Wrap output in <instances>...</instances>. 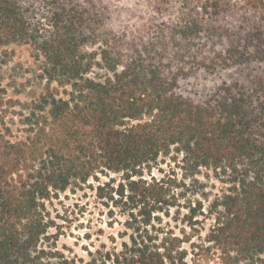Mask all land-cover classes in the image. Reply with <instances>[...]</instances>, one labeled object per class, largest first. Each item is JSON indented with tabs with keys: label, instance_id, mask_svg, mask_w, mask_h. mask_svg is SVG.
<instances>
[{
	"label": "trees",
	"instance_id": "trees-1",
	"mask_svg": "<svg viewBox=\"0 0 264 264\" xmlns=\"http://www.w3.org/2000/svg\"><path fill=\"white\" fill-rule=\"evenodd\" d=\"M161 157L221 187L179 202ZM86 186L132 230L108 264H264V0H0V264H64L53 198Z\"/></svg>",
	"mask_w": 264,
	"mask_h": 264
},
{
	"label": "rangeland",
	"instance_id": "rangeland-1",
	"mask_svg": "<svg viewBox=\"0 0 264 264\" xmlns=\"http://www.w3.org/2000/svg\"><path fill=\"white\" fill-rule=\"evenodd\" d=\"M18 58L28 59L25 47L17 48L16 59ZM160 159L157 167L152 170V174L165 184L172 185L174 192L181 191L185 194V197L179 199V202H184V199L187 198L194 203L195 198H201L202 190L211 197L221 187V183L212 172H208V176H206V173L202 171L197 176L199 180L195 182L193 177L186 175V171L173 160L168 157ZM102 179L105 180V177ZM90 183L95 185L92 180ZM203 204L206 206L207 201L203 200ZM53 205L57 210L54 211L57 216L56 220L61 224L56 235L55 245L61 254L59 260L64 264H103V262L108 264L107 259L104 258L106 252L121 248L123 241L129 242L132 230L125 226V216L117 208L100 201L91 187L86 186L75 192L67 190L59 193L58 198H53ZM178 208L180 214L177 212ZM186 210L185 207L175 206L170 208L169 216L160 213L162 228L169 229L180 236L183 235V232H189V227L181 220ZM201 220L196 225L198 230L188 237L199 246H206L203 240L205 229L210 220ZM189 244V242L183 243V247L187 248L184 264H196L197 256L194 255V252L197 249L192 251L193 248ZM200 252H204V250H200ZM211 253L212 251L208 255L210 256Z\"/></svg>",
	"mask_w": 264,
	"mask_h": 264
}]
</instances>
